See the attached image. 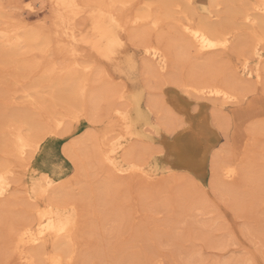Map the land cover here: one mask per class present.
<instances>
[{"label":"bare ground","instance_id":"1","mask_svg":"<svg viewBox=\"0 0 264 264\" xmlns=\"http://www.w3.org/2000/svg\"><path fill=\"white\" fill-rule=\"evenodd\" d=\"M35 1L28 0L24 3L28 17L38 12L37 5L44 6L47 3L50 15L48 26L25 22L24 17L12 24L10 21L14 19L13 16H3V26L0 27V43L4 45L3 49L9 48L14 55L22 53L26 62L32 61L36 70L32 84L26 85L21 92L34 101L31 105L33 111H37L38 118L31 112L30 116H27L28 113L20 114L13 122L15 124H12V130L8 132L12 140L8 150L20 160V170L16 171L13 164L0 162V225L4 222L5 212L9 211L15 200H22L26 208V213L16 218L19 222L12 226V223L9 224L10 227L5 230L8 234L7 247L11 253L17 255V259L23 264H69L78 256L80 223L75 213L61 206L66 203L67 188L70 187L58 181L55 172L50 171L44 162L36 160L42 139L52 134L50 129L54 127L63 134L67 131L70 120L79 123L86 118L91 122L87 139L77 140L66 149L73 164L81 170L86 171L87 168L84 159H90L94 168L104 169L110 178L121 182L126 175L156 177L176 170L191 171L204 183L211 171L224 180L233 179L238 170L235 163L208 156L206 142L209 137L201 132L198 126L200 117L193 113L192 106L193 102H197L201 114L209 105H224L234 100L236 103V87L232 81L226 79L188 83L176 82L166 76L169 57L163 42L165 37L157 32L163 21L173 22L171 29L173 27L175 33L170 41L180 59L188 57V50H193L195 56H201L214 51L225 52L232 47L236 49V45L232 46L226 29L229 14L241 13L244 20L251 17L254 25L264 31V0L246 1L237 11L232 8L235 0H146L144 6L142 4V7L132 11L128 9L132 0ZM220 5L224 9L223 15H220ZM175 12L181 15H174ZM0 13L3 15L2 10ZM151 31L157 34L154 39L150 38ZM130 45L139 48L142 61L136 59ZM262 46L253 39L248 43L247 52L254 58H262ZM249 59L246 56L240 62L241 77L260 83L264 61L252 66ZM197 61L202 64L203 60ZM139 66H142L145 81H131L128 78L131 70ZM105 75L122 79L123 82L104 85L101 78ZM153 76L165 95L164 103L163 99V104L160 101L159 103L168 112L173 111L183 117L171 129L163 130L161 127L170 122V115H164L159 122L154 120L156 101L149 86ZM56 92L61 95L65 111H51L43 120L41 116L45 109L46 96L55 99ZM103 99L107 100L108 116L104 119L96 116ZM261 116L264 117V100L247 106L238 113V118L236 114V118L241 120ZM7 117L10 121L14 116ZM241 136L240 133L238 139ZM136 140L157 147L143 148L139 143L131 144L136 143ZM238 142L240 144L241 141ZM177 146L183 147V151L177 150ZM104 187H100V196L97 201H93L101 209L109 203ZM20 192H23L22 196ZM68 193L73 197L72 191ZM253 200L259 206L264 203V200ZM113 203L115 202L112 201ZM189 205L191 204H188V208ZM112 216L108 217L111 223H122V213L116 218ZM107 222L105 223L108 224ZM188 254L194 255V250H188ZM98 259L101 260L102 257L99 256ZM148 259L145 264H164L159 258L149 259L150 261ZM244 261L227 259L220 264H243ZM99 264L105 262L99 261Z\"/></svg>","mask_w":264,"mask_h":264},{"label":"rangeland","instance_id":"2","mask_svg":"<svg viewBox=\"0 0 264 264\" xmlns=\"http://www.w3.org/2000/svg\"><path fill=\"white\" fill-rule=\"evenodd\" d=\"M22 1L0 0V10L3 11V15L0 13V27L3 26V16H13L14 19L10 21L12 24L24 17L25 22L49 25L50 15L47 3H44V6L37 5L38 12L28 17L24 8V3L28 0ZM235 1L232 8L237 11L239 7L244 6V2L256 0ZM145 2L146 0H132L128 9L132 11L140 8ZM220 8L222 12L220 15H223V6L220 5ZM178 13L175 12L174 15H181ZM229 15V26L227 25L226 29H228L231 44L236 45V49L232 47L225 52L214 51L195 56L193 50H188L190 59L188 57L180 59L170 41L175 33L174 28L171 29L173 22L163 21L157 33H162L165 37L163 42L169 57L166 76L173 78L176 82L188 83H199L207 79L216 81L226 79V81H232L236 87L234 88L238 96L236 103L234 100L224 105H209L199 114L198 103L193 102L192 111L196 117H200L198 126L201 132L209 137L206 142L208 156L231 160L237 166V174L231 180H224L211 171L204 183L191 171L176 170L156 177L131 174L126 175L128 178L122 177L124 179L122 182L116 181L110 178L104 169L94 168L90 159H84L87 167L84 171L75 166L67 155L66 149L70 144L87 139L91 130V122L88 119H82L79 123L70 120L68 129L63 134L57 132L54 127L51 128V136L48 135L47 138L42 139L41 150L37 153L36 160L44 162L50 171L55 172L58 181L70 187L67 188L66 203L61 206L75 213L80 223V231L78 256L69 264H99V261L105 264H121V261L122 264H145L148 258L150 260L159 258L164 264H220L227 259H244L243 264H264V203L261 207L253 200L255 198L256 201L264 200V117L249 120L237 119L238 113L240 114L247 106L264 100V71L260 83L243 79L239 72L240 62L246 56L250 58L252 66L264 61V31L254 25L251 17L244 20L238 12ZM149 34L150 38L154 39L156 32L151 31ZM253 39L263 45L262 58H254L247 52L248 43ZM0 45V162L13 164L14 169L18 171L20 160L8 150L9 145L12 144L8 132L12 130V124H15L13 122L20 114L27 115L31 112L36 115V119L38 118L37 111L32 109L34 101L26 98L21 92L26 85L32 84L36 70L32 61L27 63L22 53L14 55L9 48L3 49L4 45L1 43ZM130 47L134 50L136 59L142 61L139 48L133 45ZM194 59L195 61L203 60L202 64L193 61ZM176 64L179 66L177 67ZM143 76L145 74L142 66H139L131 70L128 78L131 81L144 82ZM154 76L159 79L158 76ZM153 77L149 86L151 95L156 101L154 120L159 122L170 115V122H166L161 127L163 130L171 129L182 121L183 117L179 113L164 109L162 104L165 95L160 89L159 82ZM102 78L101 83L104 85L111 82H123L122 79L109 75ZM239 84L241 87L237 86ZM54 98L46 96L45 109L41 116L43 120L51 111L56 113L65 111L61 95L56 92ZM106 102L107 100L103 99L99 104L97 118L108 117ZM161 111L163 112L160 113ZM10 115L14 117L9 121L7 116ZM240 133L242 136L238 139ZM238 140L241 141L240 144ZM131 144H138L143 148L157 147V145L137 140L136 143ZM100 187L106 189V197L107 200L109 199V203L102 209L100 205L93 204V201H97L100 196ZM220 187L225 189L221 190ZM68 191H72L73 197H70L71 193L69 194ZM20 195L22 196L23 192H20ZM237 199L239 201H236ZM112 201L115 203L112 204ZM188 204L192 205H189L190 209L195 208L189 210ZM185 205L191 212L188 213ZM12 206L9 207L8 212H5L4 222L0 225L2 232L0 236L4 235L0 238V264H23L17 259V255L8 249V234L5 230L19 222L16 218L18 215H24L26 208L22 200H15ZM121 213L122 223L116 221L111 223L108 220L109 216L113 215L112 217L116 218ZM190 249L194 250L193 256L188 254ZM99 256L102 257L101 260L98 259Z\"/></svg>","mask_w":264,"mask_h":264},{"label":"snow or ice","instance_id":"3","mask_svg":"<svg viewBox=\"0 0 264 264\" xmlns=\"http://www.w3.org/2000/svg\"><path fill=\"white\" fill-rule=\"evenodd\" d=\"M177 150H179V151H183V147H181V146H177Z\"/></svg>","mask_w":264,"mask_h":264}]
</instances>
